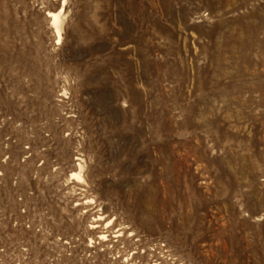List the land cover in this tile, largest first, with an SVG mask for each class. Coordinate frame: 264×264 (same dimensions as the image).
I'll list each match as a JSON object with an SVG mask.
<instances>
[{"label": "rangeland", "instance_id": "374dc122", "mask_svg": "<svg viewBox=\"0 0 264 264\" xmlns=\"http://www.w3.org/2000/svg\"><path fill=\"white\" fill-rule=\"evenodd\" d=\"M0 264H264V0H0Z\"/></svg>", "mask_w": 264, "mask_h": 264}, {"label": "bare ground", "instance_id": "6f19581e", "mask_svg": "<svg viewBox=\"0 0 264 264\" xmlns=\"http://www.w3.org/2000/svg\"><path fill=\"white\" fill-rule=\"evenodd\" d=\"M54 20H55V22H57L58 18L56 17Z\"/></svg>", "mask_w": 264, "mask_h": 264}]
</instances>
